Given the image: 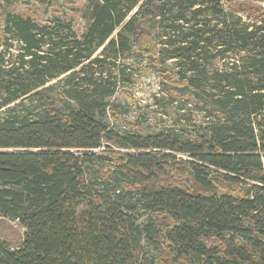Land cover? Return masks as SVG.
<instances>
[{"label":"trees","instance_id":"16d2710c","mask_svg":"<svg viewBox=\"0 0 264 264\" xmlns=\"http://www.w3.org/2000/svg\"><path fill=\"white\" fill-rule=\"evenodd\" d=\"M152 1L94 0L82 37L7 17L3 32L22 45L10 67L0 53V215L26 233L17 248L0 237V264H144L145 242L159 249V264H264V7L161 0L151 9ZM140 15L163 18L165 50ZM125 33L142 58L178 62L177 73L159 72L170 93L212 105L190 134L119 135L104 120L120 118L107 101L116 83L95 80L107 58L94 54L105 46L116 61ZM208 59L224 66L202 68ZM65 75L71 111L17 112L16 102ZM109 158L116 171L99 167Z\"/></svg>","mask_w":264,"mask_h":264},{"label":"rangeland","instance_id":"374dc122","mask_svg":"<svg viewBox=\"0 0 264 264\" xmlns=\"http://www.w3.org/2000/svg\"><path fill=\"white\" fill-rule=\"evenodd\" d=\"M93 1L94 0H0V37L2 44L0 53L6 56V60L9 62L8 66L10 67L11 64L16 63V58L20 53L22 45L11 35L3 32L5 21L9 15L30 17L38 24L51 28H55L58 25H65L78 37H82V35L86 33L91 22L90 7ZM160 1L161 0H153L150 5L151 9L158 6ZM168 1L173 4L177 0ZM194 1H197L198 4H202L204 0ZM246 4L264 7V2L256 0H235L233 2L235 8L241 5L245 6ZM141 5L142 2L129 14L126 21L135 14L138 15L141 12L139 11ZM226 12H228L227 8ZM187 16L188 19L191 18L189 14ZM240 16L243 22H250L248 13H241ZM162 19L163 18H150V16L144 17V15H140L139 17V21H145V29L159 40L160 49L165 50L166 47L162 44V39H164V30L160 23ZM201 19L205 18L203 17ZM210 19L215 23V21L221 20L222 17L214 16ZM228 19V23L230 24L237 21L232 16ZM187 31L188 30L185 32ZM121 32H123L121 28L117 29L111 39H118V34ZM125 34L129 43L126 49L121 51L116 61L113 60L111 51L106 53L105 46L98 49L94 54V58H107L106 63L94 66V71L96 70L95 80L109 78L112 83H116L114 88L115 95L113 98L107 99V101L109 102L108 109L117 111L120 118L115 120L111 114L107 112L104 120L111 126L114 132L119 135L134 134L147 136L170 130L190 134L194 131L195 126L202 124L207 115L206 113L212 112V105L201 96H187L189 92L184 90H179L176 94L170 93L171 87L164 85L159 76V72L167 70L177 73L179 71L178 62L169 59L163 54L158 57L159 64H154L151 59L142 58L131 46V35L128 33ZM46 49L48 50L47 46ZM208 61L207 63H202V68L216 70L224 66V62L219 59L213 61L208 59ZM119 70H124V75L119 77ZM116 75L118 76L117 79L115 78ZM68 77L69 75H65L57 80L49 82L46 87H52V89L40 96H31L16 102L14 105H16L15 108L17 112H35L36 110L40 111L45 108L57 110L60 114H65L69 110L71 111L72 107H75L76 104L64 93L68 85ZM106 86L112 88L111 85L106 84ZM125 93L130 94L131 99L128 98ZM5 115V112H0V119L5 117ZM112 149L120 154L127 152L126 150H116L113 146ZM99 152L98 150L95 151L97 154H99ZM100 162L101 161H98L99 167H104L106 170L116 171L118 166L117 162L112 161L110 158L105 162ZM118 174L121 173L115 172L114 175ZM145 220L146 214L140 211L139 221L143 223ZM25 233L26 230L21 227L17 221L0 215L1 240L7 242L12 248H17L21 245ZM143 245V263L159 264V249L153 244L150 245L148 242H145Z\"/></svg>","mask_w":264,"mask_h":264}]
</instances>
